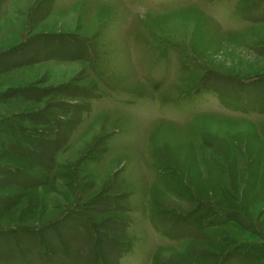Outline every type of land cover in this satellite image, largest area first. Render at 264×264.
<instances>
[{
	"label": "rangeland",
	"instance_id": "rangeland-1",
	"mask_svg": "<svg viewBox=\"0 0 264 264\" xmlns=\"http://www.w3.org/2000/svg\"><path fill=\"white\" fill-rule=\"evenodd\" d=\"M0 264H264V0H0Z\"/></svg>",
	"mask_w": 264,
	"mask_h": 264
}]
</instances>
